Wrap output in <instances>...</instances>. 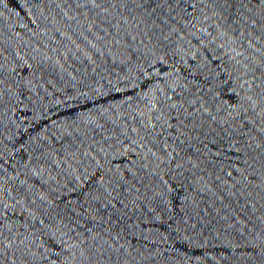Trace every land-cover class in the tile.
<instances>
[{
	"label": "water",
	"instance_id": "obj_1",
	"mask_svg": "<svg viewBox=\"0 0 264 264\" xmlns=\"http://www.w3.org/2000/svg\"><path fill=\"white\" fill-rule=\"evenodd\" d=\"M0 264H264V0H0Z\"/></svg>",
	"mask_w": 264,
	"mask_h": 264
}]
</instances>
